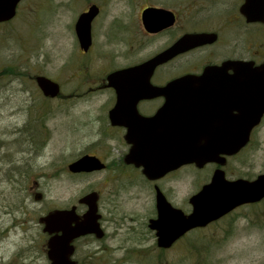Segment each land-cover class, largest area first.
<instances>
[{"label":"flooded vegetation","instance_id":"obj_1","mask_svg":"<svg viewBox=\"0 0 264 264\" xmlns=\"http://www.w3.org/2000/svg\"><path fill=\"white\" fill-rule=\"evenodd\" d=\"M40 1L38 0L39 6L42 3ZM29 3L30 0H20L15 17L10 21L1 22L0 29L21 18L27 10L25 5ZM104 3L105 0L103 3H89L74 20V33L79 44V53L84 60L76 66L77 74L73 79L88 83L86 86H89L88 90L92 92L108 93L109 96L102 106L103 114L98 118L99 134L120 138L118 144L121 153L119 155L108 153L109 157L113 158L111 162H107L106 158L94 151L79 155L70 162L73 163L86 154L96 156L105 164V169L101 171L75 174L69 170L70 163L67 164L66 169L71 179L73 175H90L109 170V174L105 177L109 184L123 182L132 176L140 181V192L145 195L151 207L141 216L142 220L138 218L135 222L131 219L127 221L130 229L127 233L131 240L128 242L136 246L126 249V246L122 245L126 243V239L121 240L117 245L105 242L112 236L108 229L118 221V217L113 210L104 214L99 190L91 191H96L99 196L96 214L100 233L89 232L73 238L72 232L70 241L59 246L53 240L62 232L52 231L45 217L58 210H69L73 229L77 223L85 219L88 206L81 202V199L87 194L73 204L72 188L67 206L51 208L45 203V194L37 192V182L28 183L27 175L23 174L24 176L10 177V181L27 186L21 188V192L16 195L19 197L16 201L8 200L9 202L0 209V264H56L59 259H63L68 264L73 262L108 264V258L113 259V262L122 263L133 255L139 256L145 264H158V261L170 264L174 252L188 260L191 255L195 256V264H213V257L209 254L217 248L220 249L227 242L233 241L236 238L237 222L242 217H249V215L240 217L238 210L257 205L263 202L264 198L257 203L241 205L205 225L193 227L176 237L169 247H164L160 246L158 231L153 228L155 223L161 221L158 194L163 193L168 203L181 212L178 219H183L193 212L191 197L211 182L216 170L222 169L225 177L231 181L240 178L253 181L264 174L262 172L248 178L234 177L235 175L228 171L230 161L245 151L252 143V138L259 135L264 126V113L260 122L253 127L248 145L236 155L226 156L224 163L209 162L202 168L185 164L161 177L149 178L145 175L142 165L129 162L127 159L131 144L125 136L129 132V126H133L134 123L129 121V117L136 113L144 117L154 116L163 106L166 98L159 95L136 102L138 90L135 89H126L122 93V98H119L116 89L109 85L108 76L117 70L140 66L181 41L183 50L157 65L150 77V83L154 87H165L172 81L184 78V100L201 105L200 107L195 105L193 111L202 115V126L206 133L210 135L222 133V127L228 128L226 122L239 114L238 103L253 100L251 95L264 92V0H127L126 3L131 9L132 5L134 9L136 8L135 11L131 16L112 17L111 22L101 16ZM92 5H96L99 12L90 25L92 43L85 49L78 36L77 22L80 15L87 12ZM148 10L150 14L146 16ZM100 27L104 28L105 36L110 39L132 37L140 46L145 42H150L152 45L157 40L163 42L158 48L151 50L145 59L121 65L109 70L104 76L98 79L93 77L89 81L91 66L89 62L94 52L99 54V51H95L97 46L95 38ZM49 78L59 83L61 87V82L56 78ZM260 86L261 91L258 90ZM60 96L61 93L56 97L43 95L33 119V122H37V126L33 127L30 121L26 124L27 128L31 129V137L35 142H37L35 137L40 136V133L47 134L52 130L47 124L49 118L46 116L53 111V107H56L57 101L73 100L72 93L71 96ZM117 104L121 106L116 108ZM113 112L119 116L115 117L121 123L113 122L111 117ZM35 145L38 147L37 144ZM190 166L210 173L209 177L201 178L203 181L192 194L188 192L187 178L174 176ZM117 170L119 171L116 172ZM73 217L76 219L73 220ZM247 226L250 227V224ZM147 256L149 258H146Z\"/></svg>","mask_w":264,"mask_h":264},{"label":"rangeland","instance_id":"obj_2","mask_svg":"<svg viewBox=\"0 0 264 264\" xmlns=\"http://www.w3.org/2000/svg\"><path fill=\"white\" fill-rule=\"evenodd\" d=\"M40 2L39 6L38 0H30L21 18L0 29V209L8 200L16 201L21 188L27 186L10 181V177L23 174L27 175L28 183L37 182V192L45 194V203L51 208L67 206L72 188L73 204L91 190H99L104 214L113 210L118 217V221L108 229L112 236L105 242L117 245L126 239L122 245L126 249L135 248L136 244L128 242L131 240L127 233L130 231L127 221L142 220L141 216L151 207L140 192V181L132 176L123 182L109 184L105 180L109 170L73 175L71 179L66 169L72 159L86 152L94 151L106 158L107 162L113 159L108 153H121L118 144L120 138L99 134L98 118L103 114L102 106L108 93L92 92L86 86L88 83L73 79L77 74L76 66L84 60L79 53L74 20L89 3H103V0ZM126 2L105 0L101 16L107 18L108 22L112 17L131 16L136 8L132 5L131 9ZM103 30L100 27L96 34L95 51H99V54L94 52L89 62V81L121 65L145 59L151 50L163 42L157 40L153 45L145 42L140 46L132 37L110 39ZM38 74L56 78L61 82L60 97L71 96L72 93L73 100L57 101L56 107L52 108L53 113L46 116L52 130L47 134L40 133L35 137V142L26 124L30 121L33 127L37 126L33 119L43 97L34 80ZM229 170L234 177L247 178L264 172V126L259 135L252 138L248 148L230 161ZM174 176L187 178L188 192L192 194L203 181L201 178L209 177L210 173L190 166ZM238 214L249 217H242L237 222L233 241L209 254L213 257V264H264V201L242 208ZM177 254L174 252L171 255L170 264L196 262L195 256L191 255L188 260ZM107 261L108 264H145L137 255L122 263L109 258ZM158 264H164V261H158Z\"/></svg>","mask_w":264,"mask_h":264},{"label":"water","instance_id":"obj_3","mask_svg":"<svg viewBox=\"0 0 264 264\" xmlns=\"http://www.w3.org/2000/svg\"><path fill=\"white\" fill-rule=\"evenodd\" d=\"M20 0H0V22L12 19L16 14V7ZM99 8L92 5L89 10L80 15L77 22V32L83 48L87 49L91 43L90 25L98 14ZM146 16L149 13L147 11ZM183 50V42L179 41L164 52L146 61L142 65L117 70L108 76L109 85L117 91L118 97L126 89L138 90L136 102L140 99L163 95L166 98L163 106L152 117H144L139 113L129 117L133 126L125 139L131 144L127 155L129 162L143 166V171L149 178H158L176 170L185 164H195L203 167L208 162L224 163L225 157L238 153L250 140L251 131L261 120L264 113V92L251 95L248 102L238 103L239 114L228 120L227 127H222V133L207 134L202 126V115L193 111L199 103L184 100L185 79L172 81L165 87H154L150 77L160 63L165 62ZM38 86L46 96L55 97L60 93V85L44 75L36 78ZM256 91L255 89H253ZM261 91V86L258 88ZM121 105L117 104L116 108ZM116 112L112 113L114 123H121L116 119ZM119 117V116H117ZM105 164L96 156L83 155L69 164L73 173L94 172L104 169ZM264 198V174L255 180H228L222 169L214 172L212 181L191 198L193 213L183 219H178L180 211L174 209L166 200L163 193L158 194V209L161 221L155 223L160 246L169 247L176 237L185 231L216 219L234 208L261 201ZM98 194L91 192L85 195L81 202L86 203L88 211L85 219L71 227V211L58 210L51 213L45 220L52 231H60L61 235L54 238L59 246L81 234L100 233L97 223ZM73 214L75 215L74 211ZM76 217H73V220ZM56 264H68L59 259ZM73 264H76L73 262Z\"/></svg>","mask_w":264,"mask_h":264},{"label":"trees","instance_id":"obj_4","mask_svg":"<svg viewBox=\"0 0 264 264\" xmlns=\"http://www.w3.org/2000/svg\"><path fill=\"white\" fill-rule=\"evenodd\" d=\"M17 143H20V142H18L17 140H15Z\"/></svg>","mask_w":264,"mask_h":264}]
</instances>
